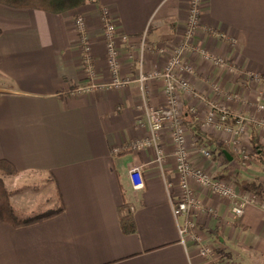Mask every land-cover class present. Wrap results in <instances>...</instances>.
Masks as SVG:
<instances>
[{
  "label": "crops",
  "instance_id": "1",
  "mask_svg": "<svg viewBox=\"0 0 264 264\" xmlns=\"http://www.w3.org/2000/svg\"><path fill=\"white\" fill-rule=\"evenodd\" d=\"M188 5L189 0H92L62 14L0 5V160L18 172L0 178L19 218L37 215L31 211L41 202L56 208L58 193L64 209L24 227L0 222V264H208L195 243H181L172 214L179 189L168 129L159 139L165 152L161 167L152 148H131L149 137L145 107L166 104L161 78L139 83V73L163 70L166 53L185 37ZM101 9L116 27L118 79L130 81L120 87L112 85ZM77 17L84 20L87 51ZM191 45L232 70L192 49L184 52L183 66L191 72L182 68L178 76L203 101L183 94V115L195 106L191 116L200 130L235 156L223 161L184 121L189 161L249 196L241 187L264 186V165L252 154L245 159L229 134L202 120L210 104L224 106L248 128L242 151L252 152L251 127L264 147V130L257 125L264 119V0H202ZM160 46L165 54L158 53ZM134 167L144 182L140 190L132 188ZM28 183H40L43 192L26 190ZM194 190L202 211L193 220L205 245L220 255L211 264H264V211L248 206L235 217L232 201L200 186ZM123 201L136 225L132 234L120 225Z\"/></svg>",
  "mask_w": 264,
  "mask_h": 264
},
{
  "label": "built area",
  "instance_id": "2",
  "mask_svg": "<svg viewBox=\"0 0 264 264\" xmlns=\"http://www.w3.org/2000/svg\"><path fill=\"white\" fill-rule=\"evenodd\" d=\"M202 0H189L187 12L186 33L184 39L171 51H167L164 47H158L159 54L166 53V61L162 71H155L147 75L141 71L139 73L138 82L143 83L150 78H161L166 95L165 107H145V118L148 126L149 137L138 140L131 146L133 150L141 151L147 148L154 150L155 162L161 167L165 160L164 149L159 145L160 134L164 128L168 129L170 144L172 146V155L174 159L175 170L178 175L179 195L171 200L172 214L177 221L178 234L182 244L192 241L196 245V250L200 258L205 259L208 264L215 263L219 260L220 255L215 254L214 250L204 243V238L193 220V216L202 211V203L195 193L194 186H200L207 189L212 195L225 198L233 202L232 212L235 217H241L244 210L248 206H253L264 211V202L252 195L244 196L235 192V184L233 181L226 179H217L206 171L195 167L189 161V143L187 138L186 126L183 120V103L182 95L191 94L197 100L203 98L192 91L187 80L178 76V71L184 69L191 72L190 66H183V54L188 49H192L200 54L203 59L212 62L216 66H224L227 64L223 59L215 58L204 52L198 47H192L191 39L199 26V17L201 13ZM100 21L104 30V42L106 47L107 62L110 72L113 76L112 85L116 87L128 84V80L118 79L119 70V53L116 45V27L109 13L101 9ZM75 28L81 33L82 49L88 50L86 43L85 25L82 17L75 19ZM124 39V37H123ZM190 114L195 116V106L188 107ZM204 125H211L217 131H222L230 135V144L237 150L243 152L245 159L252 154L251 150L242 151L244 143L241 137L244 134L246 125L244 120L238 115L232 114L224 106L220 107L210 104L208 110L202 120ZM259 130H264V119L257 122ZM197 139L193 140L195 144ZM117 152V149H114ZM203 156L206 159L212 158L210 150H204ZM132 181V188L140 190L144 187L140 169L134 167L129 171ZM209 212V210H208ZM210 213V212H209Z\"/></svg>",
  "mask_w": 264,
  "mask_h": 264
},
{
  "label": "trees",
  "instance_id": "3",
  "mask_svg": "<svg viewBox=\"0 0 264 264\" xmlns=\"http://www.w3.org/2000/svg\"><path fill=\"white\" fill-rule=\"evenodd\" d=\"M92 0H0V5L11 9H35L51 14H62L70 10L77 9ZM184 121L190 124V130L198 140H203L211 143L214 146L219 157L227 162L228 158L224 154L226 152L229 157L234 158V153L227 148V146L218 143L210 135H206L200 130L199 124L193 119L188 110L184 111ZM249 143L252 149V155L262 165H264V147L260 143L257 132L253 127L250 128ZM0 174L1 175H18L17 170L6 160H0ZM242 190H247L252 196L257 197L264 202V186L255 182H246L241 187ZM59 205L47 210L43 213L34 215L28 218H19L11 203L10 192L5 187L3 180L0 178V222L9 224L15 228L24 227L36 222H41L52 218L63 212V205L58 193ZM120 225L122 231L126 234L136 232V225L132 214L128 208L127 203L123 201L120 205ZM224 257V256H223ZM221 264V263H220Z\"/></svg>",
  "mask_w": 264,
  "mask_h": 264
},
{
  "label": "rangeland",
  "instance_id": "4",
  "mask_svg": "<svg viewBox=\"0 0 264 264\" xmlns=\"http://www.w3.org/2000/svg\"><path fill=\"white\" fill-rule=\"evenodd\" d=\"M247 127H246V129H245V131H247ZM244 131V132H245ZM189 139V138H188ZM253 157V156H252ZM25 189L26 190H28V191H30L31 189L33 190V191H40V192H43V190H44V188L42 187V185L40 184V183H36V184H34V183H28V184H26L25 185ZM44 193H42L41 194V196L43 195ZM44 196V195H43ZM46 196V195H45ZM43 201V200H42ZM48 208H49V204L48 203H46V204H44L43 202H41V205L40 206H37V207H34V209L31 211L32 212V214H40V213H43V212H45V211H47L48 210ZM47 209V210H46Z\"/></svg>",
  "mask_w": 264,
  "mask_h": 264
},
{
  "label": "water",
  "instance_id": "5",
  "mask_svg": "<svg viewBox=\"0 0 264 264\" xmlns=\"http://www.w3.org/2000/svg\"><path fill=\"white\" fill-rule=\"evenodd\" d=\"M224 154L226 155V157L230 160L231 158L228 156V154L226 152H224Z\"/></svg>",
  "mask_w": 264,
  "mask_h": 264
}]
</instances>
